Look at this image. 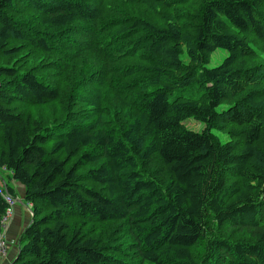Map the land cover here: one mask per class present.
Segmentation results:
<instances>
[{"label":"trees","instance_id":"16d2710c","mask_svg":"<svg viewBox=\"0 0 264 264\" xmlns=\"http://www.w3.org/2000/svg\"><path fill=\"white\" fill-rule=\"evenodd\" d=\"M0 170L13 264H264V0H0Z\"/></svg>","mask_w":264,"mask_h":264},{"label":"crops","instance_id":"0c3cea01","mask_svg":"<svg viewBox=\"0 0 264 264\" xmlns=\"http://www.w3.org/2000/svg\"><path fill=\"white\" fill-rule=\"evenodd\" d=\"M12 186L15 188L16 190V198H15V203L12 206V215L11 218L9 219V222L7 224V228L4 229L3 232V238L5 240V245H6V250L9 247V252L8 255L11 256H15L17 251H18V246L17 244H19V240H20V234L21 232L24 230L25 226L27 225V221L29 218V210H28V206L26 204H24L23 202V187L19 186L18 184H16V182H11ZM10 240L15 241L16 245L15 246H11ZM16 247V248H15ZM6 257V258H7ZM2 260H0L1 262ZM1 264V263H0Z\"/></svg>","mask_w":264,"mask_h":264},{"label":"rangeland","instance_id":"374dc122","mask_svg":"<svg viewBox=\"0 0 264 264\" xmlns=\"http://www.w3.org/2000/svg\"><path fill=\"white\" fill-rule=\"evenodd\" d=\"M227 55V51H225V50H223V49H220V48H218V49H216L212 54H211V56H210V60H209V62L206 64V66L207 67H215V66H217L218 64H220L221 63V61L223 60V58L225 57ZM20 110L21 111H24V112H27L28 111V105H24V106H21V108H20ZM186 126L189 128V129H191V130H193V131H200V130H202L203 129V124L202 123H196V122H194L192 119H189V120H187L186 121ZM213 132H215L216 134H218L219 136H220V139L222 140V141H224V140H226L227 139V137L223 134V133H220V132H217V131H213ZM150 163H152V165H154V164H156L157 162H156V160L155 159H153V160H151L150 161ZM83 170H85V168H83V169H81V172L83 171ZM8 171H5V170H0V177H3L6 181H7V177H8ZM16 184H18L19 186H21V187H23L20 183H18V182H16ZM87 185H89V186H91V187H95L96 185H94V184H92V183H89V182H87L86 183ZM31 207V206H30ZM29 215V218H28V220L30 221L31 220V213H28ZM11 218V217H10ZM29 221H27V223L29 222ZM8 222H9V220H8ZM6 228H7V226H6ZM6 228H4V229H6ZM3 229V230H4ZM22 233V232H21ZM21 235V234H20ZM4 236H3V234H2V239L4 240V238H3ZM4 242H5V240H4ZM10 243H11V246L13 245V246H15L16 245V242L15 241H11L10 240ZM6 244V243H5ZM18 245V244H17ZM16 248V247H15ZM8 252H9V247H8V249L6 250V245H5V253H4V255H1L0 256V260H2L0 263L1 264H13V260H14V258H15V256H11V255H9L8 257H7V255H8ZM17 254V253H16ZM7 257V258H6Z\"/></svg>","mask_w":264,"mask_h":264},{"label":"built area","instance_id":"2783aa9c","mask_svg":"<svg viewBox=\"0 0 264 264\" xmlns=\"http://www.w3.org/2000/svg\"><path fill=\"white\" fill-rule=\"evenodd\" d=\"M4 198L6 200V202L8 203V208L5 212V215L2 219V234L4 232V228H6L7 224H8V220L10 219L11 215H12V206L15 203V198H12L11 196L4 194ZM29 207L31 206L30 204L28 205ZM2 234L0 236V256L4 255L5 253V242L2 239Z\"/></svg>","mask_w":264,"mask_h":264},{"label":"bare ground","instance_id":"6f19581e","mask_svg":"<svg viewBox=\"0 0 264 264\" xmlns=\"http://www.w3.org/2000/svg\"><path fill=\"white\" fill-rule=\"evenodd\" d=\"M107 107H109V106H107Z\"/></svg>","mask_w":264,"mask_h":264},{"label":"water","instance_id":"95a60500","mask_svg":"<svg viewBox=\"0 0 264 264\" xmlns=\"http://www.w3.org/2000/svg\"><path fill=\"white\" fill-rule=\"evenodd\" d=\"M28 210H29V208H28Z\"/></svg>","mask_w":264,"mask_h":264}]
</instances>
